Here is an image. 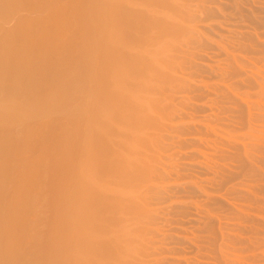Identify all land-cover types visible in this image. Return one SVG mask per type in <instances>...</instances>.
Wrapping results in <instances>:
<instances>
[{
  "label": "rangeland",
  "instance_id": "rangeland-1",
  "mask_svg": "<svg viewBox=\"0 0 264 264\" xmlns=\"http://www.w3.org/2000/svg\"><path fill=\"white\" fill-rule=\"evenodd\" d=\"M6 1L0 264H264V0Z\"/></svg>",
  "mask_w": 264,
  "mask_h": 264
},
{
  "label": "bare ground",
  "instance_id": "bare-ground-1",
  "mask_svg": "<svg viewBox=\"0 0 264 264\" xmlns=\"http://www.w3.org/2000/svg\"><path fill=\"white\" fill-rule=\"evenodd\" d=\"M4 1H6V0H4ZM7 1H8V0H7ZM7 1H6V2H7ZM170 1H171V0H170ZM155 2H156V1H155ZM9 3H10V2H9ZM7 5H8V2H7V4H6V3L3 2V0H0V12H1L0 14H2V15H3V14H6V13H4V12L6 11V9H9V7H7ZM114 6H115V5H114ZM166 7H167V6H166ZM10 8H11V7H10ZM115 8H116V7H115ZM3 9H4V12H2ZM10 10H11V9H10ZM8 12H9V11H8ZM166 13H167V12H166ZM8 16H9V15H8ZM146 16H147V15H146ZM155 16H156V15H155ZM2 18H3V17H2ZM190 18H191V17H190ZM146 20H147V19H146ZM168 21H169V20H168ZM177 26H178V25H177ZM151 28H152V27H151ZM168 30H169V29H168ZM10 32H12V31H10ZM138 33H139V32H138ZM157 35H158V34H157ZM160 36H161V35H160ZM148 37H149V36H148ZM168 37H169V36H168ZM112 38H113V37H112ZM116 38H117V37H116ZM174 39H175V38H174ZM154 42H155V41H154ZM174 45H175V44H174ZM136 46H137V45H136ZM156 46H157V45H156ZM163 46H164V45H163ZM114 47H115V46H114ZM21 48H23V47H21ZM112 48H113V47H112ZM158 49H159V48H158ZM161 50H162V49H161ZM1 52H2V51H1ZM23 52H24V51H23ZM25 52H26V51H25ZM0 54H1V53H0ZM22 55H23V54H22ZM6 56H7V55H6ZM23 56H24V59H27V58H25V57H26L25 54H24ZM3 57H4V56H3ZM3 57H2V58H3ZM5 58H6V57H5ZM2 60H3V59H2ZM2 60H1V63H0V64H1V65H0V67H1V68H0V71L3 72V70H1V69L3 68V63L5 62V59H4V62H2ZM8 60H9V59H8ZM21 60H22V58H21ZM144 60H145V59H144ZM18 61H20V60H18ZM25 61H26V60H25ZM25 61H21L22 66H20V65H19L20 63L18 62V63H19L18 66H20V69H19V70H21V67H22V68L24 67V70H25V69H26V70H28V69L30 70V68L27 69V68L25 67V66L29 65L28 62H27V65H26V62H25ZM138 62H139V61H138ZM167 62H168V61H167ZM10 63H11V62H10ZM6 64H7V63H6ZM6 64L4 63V66H5ZM139 64H140V63H139ZM140 65H141V64H140ZM145 65H146V64H145ZM104 66H105V65H104ZM147 66H148V65H147ZM167 66H168V65H167ZM107 67H108V66H107ZM116 67H117V66H116ZM137 67H138V66H137ZM4 68H5V67H4ZM118 68H119V67H118ZM15 69H16V65H15ZM105 69H106V68H105ZM151 69H152V68H151ZM24 70H23V71L21 70V71H22V72H25ZM139 70H140V69H139ZM2 72H0V75H1ZM22 72H21V73H22ZM101 72H102V71H101ZM105 72H106V71H105ZM154 72H155V71H154ZM25 73H27V72H25ZM25 73H24V75H26ZM147 73H148V72H147ZM2 75H3V74H2ZM21 75H22V74H21ZM21 75H20V76H21ZM24 75H23V76H24ZM144 75H145V74H144ZM111 76H112V75H111ZM115 76H116V75H115ZM24 77H25V76H24ZM105 77H106V76H105ZM158 77H159V76H158ZM0 78H2V76H1ZM95 78H96V77H95ZM113 78H114V77H113ZM117 79H119V78H116V79L114 78V80H117ZM102 80H103V79H102ZM123 80H124V79H123ZM140 80H141V79H140ZM128 81H129V80H128ZM123 82H124V81H123ZM126 82H127V81H126ZM0 83L3 85V83L1 82V79H0ZM138 83H140V82H138ZM113 84H114V83H113ZM125 84L127 85L128 83H125ZM135 84H136V83H135ZM143 84H144V83H143ZM145 84H146V82H145ZM147 85H148V84H147ZM0 86H1V85H0ZM1 87H4V86H1ZM11 87H12V86H11ZM114 87H115V86H114ZM12 88H13V87H12ZM12 88H11V89H12ZM129 88H130V87H129ZM129 88H128V89H129ZM15 89H16V88H15ZM18 89H19V88H18ZM8 90H10V88H9ZM13 90H14V88L12 89V91H13ZM12 91L10 90V91H8V93H9V92H12ZM15 92H16V91L14 90L13 93L15 94ZM125 93H126V92H125ZM96 95H97V94H96ZM126 95H127V93H126ZM8 96L11 97V96H12L11 93H9ZM13 96H14V95H13ZM4 98H5V97H4ZM135 98H136V97H135ZM9 99H10V98H9ZM38 99H39V98H38ZM7 101H8V100H7ZM114 101H115V100H114ZM130 101H131V100H130ZM8 102H9V101H8ZM12 102H13V101L10 100V102H9L10 105H9L8 107H10V106L13 107L14 105H16V107L18 106L17 104H14V102H13V104H14V105H13ZM137 102H138V101H137ZM99 103H100V102H99ZM11 104H12V105H11ZM140 104H141V103H140ZM0 105H1V104H0ZM3 105H4V104H3ZM26 105H27V104H26ZM97 105H98V104H97ZM106 105H107V104H106ZM125 105H126V104H125ZM146 105H147V104H146ZM40 106H41V105H40ZM104 106H105V105H104ZM114 106H115V105H114ZM134 106H135V105H134ZM150 106H151V105H150ZM3 107H4V106H3ZM3 107H1L2 109H0V110H1L0 112H1V113L4 112L3 114L6 115V112H5L6 110H5V109H8V111H9V108H5V107H7V104H6V106L4 107V109H3ZM14 107H15V106H14ZM14 107H13V108H14ZM16 107H15V109H17V110H20V109H21L22 112L25 110V111H24V114H25L27 108L29 109V106H28V105L26 106L27 108L24 107V108H26V109H24L22 106H18L20 109H19V108H16ZM124 107H125V106H124ZM22 108H23V110H22ZM31 108H32V107H31ZM35 108H37V107H35ZM87 108H88V106H87ZM116 108H117V107H116ZM11 109H12V108H11ZM11 109H10V111H11L12 113L15 111L14 113H15L16 115H14V117H15V116H16V117H18V116H21V117H22V116H25L26 114L28 115V113H30V111H33V112L35 111V110L32 108L33 110H30V109L27 110V112H26L25 115H24V114H21V113H20L21 115H19V114H17L18 111L16 112V110H14V109H13L14 111H12ZM37 109H39V108H37ZM37 109H36V111H37ZM97 109H98V108H97ZM122 109H123V108H122ZM139 109H140V108H139ZM2 110H4V111L2 112ZM91 110H92V109H91ZM8 111H7V115L9 114L8 117H10V115H13L12 113H11V114L8 113ZM10 111H9V112H10ZM86 111H87V110H86ZM111 111H112V110H111ZM141 111H142V110H141ZM87 112H88V111H87ZM101 112H102V111H101ZM115 112H116V111H115ZM131 113H132V112H131ZM3 114H1V115H2V116H1L2 119H4V117H5ZM117 114H118V113H117ZM7 115H6V117H7ZM93 115H95V114H93ZM111 115H112V113H111ZM99 116H100V115H99ZM108 116H109V115H108ZM8 117H7V119H8ZM102 117H103V116H102ZM12 118H13V117H11V119H12ZM85 118H86V117H85ZM93 118H94V117H93ZM145 118H146V117H145ZM5 119H6V118H5ZM9 119H10V118H9ZM9 119H8V120H9ZM13 119H14V118H13ZM83 120H84V119H83ZM96 120H97V118H96ZM133 120H134V119H133ZM5 121H6V120H5ZM93 121H94V120H93ZM100 121H101V119H100ZM131 122H132V121H131ZM134 122H135V121H134ZM137 122H138V121H137ZM76 123H77V122H76ZM114 124H115V123H114ZM100 126H101V124H100ZM138 126H139V125H138ZM134 127H135V126H134ZM134 127H133V128H134ZM91 128H92V127H91ZM93 128H94V127H93ZM89 129H90V128H89ZM129 129H130V128H129ZM106 130H107V129H106ZM138 132H139V131H138ZM95 133H96V132H95ZM95 133H94V134H95ZM82 135H83V134H82ZM91 135H92V134H91ZM117 135H118V134H117ZM97 137H98V136H97ZM126 138H127V137H126ZM27 140H28V139H27ZM125 143H126V142H125ZM84 144H85V143H84ZM90 145H91V144H90ZM129 145H130V144H129ZM82 146H83V145H82ZM130 146H131V145H130ZM117 148H118V147H117ZM119 148H120V147H119ZM83 149H84V148H83ZM115 149H116V148H115ZM130 149H131V148H130ZM84 150H85V149H84ZM134 150H135V149H134ZM91 151H92V150H91ZM7 152H8V151H7ZM118 152H119V151H118ZM108 153H109V152H108ZM111 153H112V152H111ZM116 153H117V152H116ZM92 154H93V153H92ZM100 154H101V153H100ZM119 154H120V153H119ZM128 155H129V154H128ZM90 156H91V155H90ZM91 158H92V157H91ZM94 159H95V158H94ZM102 159H103V158H102ZM118 159H119V158H118ZM132 159H133V158H132ZM90 160H91V159H90ZM93 161H94V160H93ZM113 162H114V161H113ZM119 162H120V161H119ZM82 163H83V162H82ZM87 163H88V162H87ZM106 163H107V162H106ZM134 163H135V162H134ZM80 164H81V163H80ZM91 165H92V164H91ZM91 167H92V166H89V165H87V164H86V165L81 164V166H80V172H79V173H81L82 175H84V174L89 175L90 173H92ZM104 167H105V166H104ZM127 167H128V166H127ZM97 168H98V167H97ZM90 170H91V171H90ZM115 170H116V169H115ZM121 171H122V170H121ZM106 172H107V171H106ZM108 173H109V172H108ZM109 174H110V173H109ZM129 175H130V174H129ZM88 177H89V176H88ZM114 177H115V176H114ZM121 178H122V177H121ZM131 178H132V177H131ZM88 179H89V178H88ZM91 179H92V178H91ZM67 180H68V179H67ZM85 180H86V179H85ZM88 182H89V181H88ZM123 182H124V181H123ZM127 182H128V181H127ZM129 185H130V184H129ZM94 187H95V186H94ZM123 187H124V186H123ZM81 190H82V189H81ZM86 191H87V190H86ZM94 191H95V190H94ZM82 192H83V191H82ZM102 192H104V191H102ZM117 192H118V191H117ZM80 193H81V192H80ZM92 194H93V193H92ZM100 194H101V193H100ZM115 194H116V193H115ZM130 195H131V194H130ZM98 196H99V195H98ZM79 200H81V201L79 202V206H78V222H77V225H76V226L79 228L78 231H79V230H82L81 233H80L81 238H80V236H79V237H78V241L81 243V245H80L81 247L79 246V249L82 250V251H84V246H83L84 244L82 245V243H83V241L85 240V238H87V237H88V234H89L90 237H88V238H91V239H92V237H93V236L95 237L96 234H94L93 221H92V226H90L89 224H88L89 226L87 225V223H88V219H90V218H89V216H88V217L85 216V214H86L85 203H86V202L84 203V201H83L82 199H79ZM123 200H124V199H123ZM132 200H134V199H132ZM71 202H72V201H71ZM112 202H113V201H112ZM118 203H119V202H118ZM71 204H72V203H71ZM86 204H87V203H86ZM137 204H138V203H137ZM62 206H63V205H62ZM126 206H127V205H126ZM129 207H130V206H129ZM138 207H139V206H138ZM117 208H118V207H117ZM68 209H69V208H68ZM123 210H124V209H123ZM72 211H73V209H72ZM144 211H145V210H144ZM117 213H118V212H117ZM90 214H91V213H90ZM92 216H93V215H92ZM66 217H67V216H66ZM94 217H95V216H94ZM92 218H93V217H91V219H92ZM135 219H136V218H135ZM76 221H77V220H76ZM73 223H75V222H73ZM90 223H91V222H90ZM94 223H95V221H94ZM95 226H96V225H95ZM95 230H96V229H95ZM105 231H106V230H105ZM92 232H93L94 235L91 234ZM91 235H92V236H91ZM68 236H69V234H68ZM108 236H109V235H108ZM70 237H71V235H70ZM91 239H90V241H91ZM69 240H70V239H69ZM106 240H107V239H106ZM110 240H111V239H110ZM78 241H77V242H78ZM92 241H93V240H92ZM107 242H108V241H107ZM80 243H79V244H80ZM93 243H94V241H93ZM75 244H76V242H75ZM96 245H98V242H95V246H94V244H93L94 247H96ZM73 246H74V244H73ZM77 246H78V245H77ZM101 246H102V245H101ZM94 247H93V248H94ZM99 247H100V246H99ZM99 247H98V248H99ZM88 249H89V248H88ZM120 249H121V248H120ZM117 250H118V249H117ZM67 251H68V250H67ZM76 251H77V250H76ZM91 251H92V250H91ZM121 251H122V250H121ZM128 251H129V250H128ZM69 253H70V252H69ZM99 253H100V252H99ZM123 255H124V254H123ZM71 256H72V255H71ZM83 256H84V255H83ZM91 257H92V256H91ZM97 257H98V256H97ZM128 257H129V255H128ZM78 259H80V258L78 257ZM75 260H76V259H75ZM80 260H81V259H80ZM83 261H84V260H83ZM83 261H82V262H83ZM109 261H111V260H109ZM120 261H121V260H120ZM74 262H75V261H74ZM106 262H107V260H106ZM67 263H68V262H67ZM78 263H81V262H79V260H78ZM85 263H86V262H85ZM94 263H95V262H94ZM75 264H76V263H75ZM117 264H118V263H117Z\"/></svg>",
  "mask_w": 264,
  "mask_h": 264
}]
</instances>
